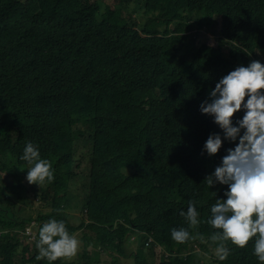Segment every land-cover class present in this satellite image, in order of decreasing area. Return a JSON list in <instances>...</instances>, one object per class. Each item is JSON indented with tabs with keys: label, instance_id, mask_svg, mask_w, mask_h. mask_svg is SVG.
Instances as JSON below:
<instances>
[{
	"label": "trees",
	"instance_id": "16d2710c",
	"mask_svg": "<svg viewBox=\"0 0 264 264\" xmlns=\"http://www.w3.org/2000/svg\"><path fill=\"white\" fill-rule=\"evenodd\" d=\"M262 54L264 0H0V176L15 181L0 187V264H102L103 255L109 264L128 256L150 264L147 247L168 264H191L194 240L212 252L210 191L222 199L226 186L208 189L203 178L233 145L222 142L211 157L201 152L219 129L198 105L227 72ZM132 114L142 116V142L129 236L113 217ZM26 141L49 160L52 182L25 180ZM82 177L81 205L69 214L70 190ZM190 199L201 223L189 228L195 239L177 244L170 229L188 227L179 211ZM32 204L36 215L14 213ZM49 217L63 219L80 240L76 256L37 259L38 228ZM127 244L135 245L129 254ZM229 248L225 261L212 263L260 264L251 240Z\"/></svg>",
	"mask_w": 264,
	"mask_h": 264
},
{
	"label": "clouds",
	"instance_id": "9594fccd",
	"mask_svg": "<svg viewBox=\"0 0 264 264\" xmlns=\"http://www.w3.org/2000/svg\"><path fill=\"white\" fill-rule=\"evenodd\" d=\"M198 111L210 117L219 129L203 142V154L215 155L222 142L233 145L225 149L218 165L203 178L208 189L214 185L226 186L222 199L210 191L215 202L209 206L206 223L213 229L207 237L213 256L223 262L230 255L229 244L242 248L251 240L252 254L264 264V64L251 60L246 66L239 65L227 72L207 90ZM237 112L242 115L233 121ZM19 159L25 162L24 178L28 184L39 186L53 181L54 170L49 160L41 157L35 143L26 141ZM179 215L188 227L171 228L170 238L184 244L196 238L189 228L195 229L201 220L191 199ZM80 243L63 219L49 217L38 228L37 259L72 258L78 253ZM202 254L207 256L206 252Z\"/></svg>",
	"mask_w": 264,
	"mask_h": 264
},
{
	"label": "rangeland",
	"instance_id": "374dc122",
	"mask_svg": "<svg viewBox=\"0 0 264 264\" xmlns=\"http://www.w3.org/2000/svg\"><path fill=\"white\" fill-rule=\"evenodd\" d=\"M130 12V11H129ZM130 14H133L130 12ZM127 15V14H126ZM138 21H142L141 18L137 19ZM202 32H206L205 27H203L201 30ZM196 31L193 30L191 32L192 38L195 40L197 45H201L204 41L203 37L201 34L197 35L195 37ZM210 35H207L209 37ZM261 57H264V54L261 55ZM264 58H260V56L255 57L254 60H261ZM253 60V59H251ZM250 60V61H251ZM145 117V116H144ZM142 120L141 114H132L129 115L128 117V124L126 128V136H125V143L123 146V151L121 153V167H120V177H121V183H120V190L118 194V208H117V215L116 219L114 220L113 217V223L117 220V223L121 224V227L124 228L128 235L130 236V233H134L133 231H130L129 223L133 222V216H129L130 213L128 214V211L131 209L137 208V195H138V190H139V178H138V164L136 162V159L141 153L140 148L138 145L142 142V134L140 129V121ZM88 159V156L85 157ZM85 166V163L83 164V167ZM0 176V187H3L4 184L9 183V184H15V181L9 176L8 174H4ZM86 189V179L85 178H79L76 182V184L71 188L70 193H71V203L69 204V207L67 209V213L72 214L76 209L79 208V205H81L80 199L77 194H81L82 192L85 191ZM7 200V197L3 199V202ZM59 203L61 205L64 204L63 200H59ZM38 207L35 204L31 205V208H28L26 206L25 209L22 208V211L19 212V210L15 209V214L18 217H26V215L32 214L33 216L37 214L39 211L37 209ZM27 210V211H26ZM127 212V213H126ZM21 215V216H20ZM125 220V221H124ZM80 221L79 218H77L76 213L73 214L72 218V223L78 224ZM123 221V222H122ZM112 223V225H113ZM26 245L28 249H30V244ZM193 245V253L194 255L190 256L189 250H186L187 256L186 258L188 261L191 262V264H198L199 262L202 264H213V253L209 252L207 253V256L203 255L204 253L198 246V241L194 240L191 242ZM195 246V247H194ZM135 249L134 244H127L126 246V252L129 254L131 251ZM94 253V252H92ZM154 256L153 258L151 254V250L149 247L146 248L145 250V257L148 263L150 264H168L164 260H161L160 255L161 251L159 249H155L154 251ZM99 261L102 262V264H109L110 258L108 259L106 256H97ZM163 257V256H162ZM120 264H132L130 256H128L125 259H121Z\"/></svg>",
	"mask_w": 264,
	"mask_h": 264
},
{
	"label": "bare ground",
	"instance_id": "6f19581e",
	"mask_svg": "<svg viewBox=\"0 0 264 264\" xmlns=\"http://www.w3.org/2000/svg\"><path fill=\"white\" fill-rule=\"evenodd\" d=\"M261 57V56H260Z\"/></svg>",
	"mask_w": 264,
	"mask_h": 264
}]
</instances>
